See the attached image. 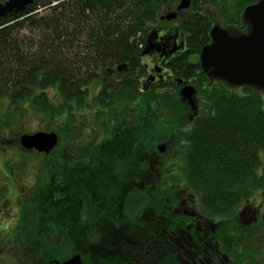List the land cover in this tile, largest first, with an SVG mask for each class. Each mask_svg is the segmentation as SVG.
<instances>
[{
	"label": "trees",
	"instance_id": "obj_1",
	"mask_svg": "<svg viewBox=\"0 0 264 264\" xmlns=\"http://www.w3.org/2000/svg\"><path fill=\"white\" fill-rule=\"evenodd\" d=\"M179 1L33 0L19 14L0 17V100L6 101L0 121L21 114L23 108L34 110L46 120L63 119L67 126L55 128L62 136L61 129L72 133L78 115L91 110L109 114L97 126L102 136L90 140L87 151L64 156L69 159L58 149L52 159L51 153L37 154L43 157L36 173L41 196L21 202V213L13 218L17 241L35 234L26 230L42 227V240L58 229L59 244L66 246L71 227L74 237L92 245L113 235H79L78 228L114 225L152 227L157 231L153 241L161 243L169 236L161 229L175 232L194 223L176 210L184 194L198 201L203 218L222 214L237 222L236 208L264 191V94L247 86L238 93L201 71L197 55L209 43L210 23L204 15L191 14L193 5L179 26L184 49L168 59L165 68L174 83L181 79L182 85L196 89V110L182 101L179 85H146L149 35L158 32L155 25L164 8ZM215 8L224 10L223 3ZM120 64L127 67L119 71ZM48 90H53L51 96ZM159 143L166 146L163 153ZM144 171L155 174L154 180L138 189L132 182L143 179ZM60 186L67 192L55 194ZM120 193L123 207L118 216ZM148 209L154 213L150 222L142 218ZM157 215L166 220L160 223ZM202 226L209 227L205 222ZM227 227L218 226L229 236L244 226L239 222L231 232ZM59 256L47 251L46 259L62 260Z\"/></svg>",
	"mask_w": 264,
	"mask_h": 264
},
{
	"label": "flooded vegetation",
	"instance_id": "obj_2",
	"mask_svg": "<svg viewBox=\"0 0 264 264\" xmlns=\"http://www.w3.org/2000/svg\"><path fill=\"white\" fill-rule=\"evenodd\" d=\"M6 1L0 0V4ZM211 1L213 0H188L187 7L178 9L182 2L180 0L176 5L164 8V10L167 9L166 11H169L166 14L173 12L175 13V17L160 19V21L166 22V24L164 23L165 28H159L158 32H155L154 35L157 38L155 44L149 42L146 48L144 59L153 60V67L150 68L149 66L148 68L146 83H157L166 89L177 88L178 85L180 86L179 89H181V87L186 86L182 85L183 81L179 83L178 79L175 82L176 84L172 81V76L169 74V70L165 68V63L168 59L177 56L184 49L185 34L180 31L179 26L182 21L188 18L192 11V5L194 6V11L191 14L204 15L210 23L208 24L206 34L209 37V43L207 44L212 42L210 34L214 28L226 31V34L231 37L249 34L251 25L244 18L245 9L258 0L253 3L250 0H246L249 2L247 5H239L236 3L237 0H226V3L223 4L224 10H217L214 6L210 5ZM205 7H208L209 11L205 10ZM159 32L166 33L163 36ZM151 47L154 48L150 50ZM199 55L197 56L200 65ZM148 64L146 62V65ZM201 71L203 72L202 68ZM231 87L238 88L239 86ZM55 149L56 147L52 151ZM31 150L41 155H47L34 149ZM1 161L2 159H0V264H67L74 256H79V264H264L263 259H260L259 263L258 259H250L249 257H244L243 261L242 259H236L235 250L243 248V246L247 250H250V244L238 243L236 239L237 234L233 233V235L227 236L218 228L219 223H228L227 230L229 232L231 230L235 231L238 228H232L233 225L240 222L244 227L239 228H243V231L246 229L247 233L249 231L248 226L251 223H253L251 226L258 223H254L252 220L247 221L248 217H245V209L235 212V215L239 219L237 222L233 221V218L228 215L221 214L219 218L218 215H213L214 213H211L215 216L214 218H203L201 212L197 210L199 207L198 201H193L194 198L188 194L183 195L176 210L187 216L190 220L193 219L194 223L189 222L184 228H176L175 232L174 230L167 231L166 229H161L163 233L169 235L168 237L163 236V242L161 243L153 241L156 238L155 232H157L154 228L148 227L138 230L134 226H130L133 233L129 235L133 241L123 242L127 241V239L123 238V235L127 234L125 231L126 227H115L114 225L109 227L78 228L79 235L89 234L92 231L104 235H113V239H108L97 244L92 243V245L91 243L82 241L79 237H74V229L68 228L70 232L68 229L67 232L70 237H67L66 246H62L64 248L63 252L60 250L59 246L61 245L57 237L62 232L58 229H55L53 237L46 238L44 241L41 239L42 227L30 228L26 231L35 234L30 235V237H22L23 243H21V241H17L16 237V232L18 233L19 229L16 230L13 227V222L15 224L16 220L14 219L21 213L23 206L21 202L34 201L37 193L39 194V190L36 188L38 185L36 174L28 176L24 173L25 171L22 174H18L15 170L6 167L7 165L5 166L4 161L1 165ZM67 190H64L62 186L56 187L55 194L59 192L64 194ZM184 191H188V189H184ZM39 195L41 196V194ZM257 211V215H253L249 219H258L261 216L260 218L263 220V211ZM152 220H154L153 216ZM164 220L166 219L164 218ZM159 222L161 223L162 221ZM204 222L209 227L204 228L202 226ZM208 229L209 231H205ZM123 230L124 232H122ZM143 232H147V235L143 234ZM121 236L123 243L121 242ZM145 239L150 241H144ZM47 251L55 253L58 256L61 255L62 260L59 258L47 260ZM245 255L250 254L246 253Z\"/></svg>",
	"mask_w": 264,
	"mask_h": 264
},
{
	"label": "rangeland",
	"instance_id": "obj_3",
	"mask_svg": "<svg viewBox=\"0 0 264 264\" xmlns=\"http://www.w3.org/2000/svg\"><path fill=\"white\" fill-rule=\"evenodd\" d=\"M218 3H226V0H213L210 2V5L216 6ZM193 9V8H192ZM212 9V8H211ZM167 9L163 10V13L160 14L159 18L160 19H165L166 16L174 15L175 13L166 11ZM178 10V9H177ZM205 10L209 11L208 7H205ZM164 14V15H163ZM166 14V15H165ZM165 21H159L155 25L157 30L159 28H165ZM28 32V31H27ZM161 35H165L166 32H159ZM155 33L152 32L149 35V42L152 44H155ZM149 45V44H148ZM156 47V46H154ZM153 47V48H154ZM152 47L150 48L153 49ZM145 61L149 63L150 68L153 67V60L145 58ZM147 85V83H146ZM235 91L239 93L241 89L235 88ZM47 96H51L53 94V90H48L46 91ZM196 101H197V95H196ZM6 104L5 100H0V116L3 114V105ZM9 108L14 110L13 107L8 105ZM30 108V106H28ZM17 114V113H16ZM45 115L43 116L42 114H39L38 112L34 110H28L24 109L22 110L21 114L17 115H12V118L9 120H2L0 121V159L1 165L2 162L4 161L7 166L15 170L18 174L26 173L28 176H32L33 174H36L39 170L40 162L43 161V157L40 155H37L38 153H35L32 150H26L23 149L19 143V136L25 135V134H33L35 132H55L57 134V131L55 128L57 126H60L62 129L67 126L65 124L66 122L63 121V119L60 120V123L58 121V118H54L53 120H50L49 118L46 120ZM109 118V114H104V113H86L82 115H78V119L72 123L70 126L72 133L68 134L67 132H63L61 129V135L58 136V144H56V149L57 152H61L63 156L61 157H70L73 158L75 152H85L87 151V148L89 147L90 140L96 141L97 139H100L102 134H100L99 129L97 128L98 125H101L100 122H103L105 119ZM68 121V119H65ZM63 121V122H62ZM69 122V121H68ZM71 124V123H70ZM166 147V146H165ZM55 149V150H56ZM53 151L51 152V154ZM49 155L51 159L53 156L55 157V152L53 155ZM44 155V154H43ZM24 157V158H23ZM64 159H69L65 158ZM156 164V162H154ZM155 164H152L151 168L152 170L155 171L157 176H159L158 170L155 166ZM132 167V166H130ZM135 168V164L133 165ZM104 168V167H102ZM5 170V169H4ZM5 174V172H3ZM146 174L145 177L137 182H132L136 183V187L139 189H143L145 184L151 183V181L154 180V176L150 175L148 172H145ZM142 177V174H141ZM125 191V190H124ZM122 193H120L119 201L116 202V214L118 216H121V209L123 207L122 204ZM195 201V198L193 199ZM193 204V203H192ZM194 208V206H193ZM237 211L245 209V217H248V220H252L255 224L254 226H251L253 223H251L249 227V231L246 233L245 231L237 233V242L244 243V244H250V250H247L244 246L243 248H238L235 250L236 253V259H242L244 260V257H249L250 259H258V263L260 259H263L264 261V219L262 220L259 216L258 219H249L253 215H257V210H262L264 213V191L259 192L256 196H254L253 200L248 202L246 205H239L238 208H236ZM132 211L131 210H126L125 214L128 216H132ZM153 211L152 209H148L144 213H142V218H144L147 222L151 221V218L153 216ZM127 217V216H126ZM159 221H164V216L163 215H157ZM255 220V221H254ZM126 235H123L127 238V241L123 242H128V241H133L132 237L129 235H132L133 230L130 226L126 227ZM124 232V230L122 231ZM121 232V233H122ZM119 235V234H118ZM104 238V237H103ZM121 242H122V236H121ZM122 242V243H123ZM101 243V242H100ZM93 244H97L96 242ZM60 250L63 252L64 248L59 246ZM256 253H255V252ZM246 253H249L250 255H245ZM257 264V263H255Z\"/></svg>",
	"mask_w": 264,
	"mask_h": 264
},
{
	"label": "water",
	"instance_id": "obj_4",
	"mask_svg": "<svg viewBox=\"0 0 264 264\" xmlns=\"http://www.w3.org/2000/svg\"><path fill=\"white\" fill-rule=\"evenodd\" d=\"M32 2L33 0H7L0 4V17L9 12H22ZM187 6L188 0H182L178 9ZM174 15L166 18L171 19L175 17ZM244 18L251 25L248 35L231 37L220 28L211 31L212 42L201 49L200 65L212 81H223L227 86L256 88L264 94V0H258L248 6ZM126 67V64H120L116 69L120 71ZM178 82L181 83L182 80L179 79ZM179 94L182 101L195 111L196 102L193 97L196 89L191 85L181 87ZM19 142L23 148L48 154L56 147L58 135L55 132H35L19 136ZM157 149L163 153L165 145L158 144ZM79 263V256H74L67 262V264Z\"/></svg>",
	"mask_w": 264,
	"mask_h": 264
}]
</instances>
